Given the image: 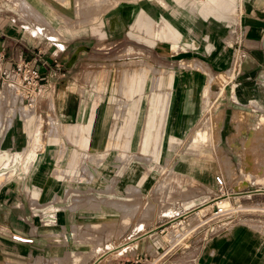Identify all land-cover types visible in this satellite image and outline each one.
<instances>
[{
  "label": "rangeland",
  "instance_id": "obj_1",
  "mask_svg": "<svg viewBox=\"0 0 264 264\" xmlns=\"http://www.w3.org/2000/svg\"><path fill=\"white\" fill-rule=\"evenodd\" d=\"M152 2L154 1L145 0L140 3L153 7L155 17L162 13L161 16L174 20L178 15L192 13L189 2L184 8H180L174 1L168 0L170 6L176 8L175 12L170 8L165 11ZM263 2L264 0H238L237 10L228 17L229 19L209 18L216 20L228 34L226 43L230 45L229 49L233 57L229 69L233 68L235 73L247 77L246 79L253 86V91L264 88V55L248 59L242 49L240 50L239 41L241 30L244 31L248 18L263 22L262 17L247 16L252 8L262 6ZM123 4H133L138 8L140 6L139 2L136 4L121 2L118 6ZM64 5L71 8L66 2ZM89 9L91 12H83L85 14L81 16V20L86 18L88 21H81L79 14L75 13L70 22H67V26L90 24L97 27L101 22L102 14L106 11L97 13L93 7ZM51 11L53 15H57L56 12ZM20 13L22 12L16 2L0 0V15L15 14L14 19L18 26L28 25L25 19L31 20L29 26H37L35 19H29L23 14L20 16ZM193 16L201 19L194 13ZM56 23L58 24V19ZM37 28L43 33L47 32L49 37L55 36V33L49 30L51 26L48 29L44 26ZM119 36V40L122 39L123 43L92 41V43L71 45L74 48V55L78 58V64L74 68V72L78 75L75 81L71 79L72 83L64 85L66 91H70L72 95L70 106L76 110L69 113V116H58L56 113L57 99L61 102V92L58 93L57 85L54 89H47V93L39 103V109L29 111L23 104L13 106L15 103L12 96L9 90L2 88L3 80L0 78V117L12 119L7 129L17 120L18 129L14 132L19 133L23 139L21 145L14 146L16 148L28 146L24 132L26 117L17 113L25 109L26 113L29 112L34 116L31 130H34L42 120L43 142L49 137H58L57 143L51 147L45 169L40 167L39 183L59 185V192H56L53 199L48 202H43L42 199L32 200L33 205L39 203V208H42L39 211V221L43 211L59 205L60 210L55 212V221L46 226L42 223L40 225L39 222L37 227L43 234L39 242L53 244V250L32 255L31 260L34 264H186L196 255L201 242L208 237L206 230L211 223L218 220L222 221L217 224L226 222L230 220L226 217L230 216L231 218L239 216L264 218V203L244 197L253 188L264 184V125H262L264 113L259 115L258 112L264 110V106L260 100L252 97L247 109L235 104L233 108L237 112L233 111L234 114L231 109L227 110V117L224 116V112L213 115L209 112L210 109H206L205 118L199 126L200 137L195 140L199 143L191 142V130L194 128L184 140L173 135L166 139L164 136L166 117L157 112V119L153 122V132H158L159 137H155L154 146L156 143L162 146L157 165L155 160L150 159L152 153L148 157L139 147L141 131L147 128V117L142 124L140 122L137 124L135 120L140 114V109L145 108L146 99L149 98L147 106L149 107L150 101L155 98L148 95L132 98L124 96L121 91L131 88L146 89V91L161 88L165 91L167 82L165 78L167 79L178 65L179 54L168 50L164 43L149 45L142 40L139 41L140 43H125L130 38L123 34ZM141 38L146 36L142 34ZM139 68L141 78L133 80V71H138ZM126 75L129 79L124 81ZM148 76L151 80H148ZM217 78L219 77L214 78L216 83L224 84L223 80H216ZM234 100L238 104H244L237 98ZM134 101L137 102L135 105L141 106H134ZM212 101V96H208L206 107L209 105L211 108ZM95 106L97 109L92 132L91 144L94 147L92 151L77 143L78 138L74 133L70 132L67 138L63 129L77 125L78 122L87 124ZM127 116L131 118L126 121L124 118L126 119ZM160 116L162 120H158ZM9 129L13 131L14 128ZM220 129L222 133L219 143ZM234 141L236 144L232 145ZM14 146L5 144L0 146V149L8 147L15 149ZM154 146L151 148L152 152L155 151ZM202 148L204 154L195 151ZM42 149L38 153L39 156ZM34 153L36 155V152ZM34 153L31 154L32 159ZM126 154L130 156L124 159ZM21 159L22 154L16 153L11 162L7 163L6 167L10 165L8 169L1 170H8L9 173H0V186L2 185L0 218L4 219L0 224V231L7 233L8 237L14 233L12 223L16 227H24L20 224L23 220L27 224L26 228L31 226L28 221L29 209L27 212L26 209L20 210L15 207L17 204L21 207L25 205L16 201L17 192L14 191L15 184H19L18 181L24 172L20 165ZM131 163L134 166L133 171L129 168ZM24 166L28 168L27 164ZM236 168L241 170V174ZM56 169L62 176L60 180H55L53 177ZM173 169L192 177V182L168 178ZM46 170L48 171L45 175ZM144 174L146 176L140 183ZM216 174L223 175L228 189H220L216 185L214 181ZM8 181L11 182L7 184ZM245 185L248 186L244 188ZM10 186L13 188L3 193L2 189ZM221 191H229L233 195L229 199V196L221 194ZM31 195L40 198L47 196L48 193L33 191ZM257 199L264 200V195ZM213 203L226 207L231 205L228 208L231 210L215 218L210 207ZM134 241L139 242L134 244ZM136 259L138 262H134ZM8 262L13 261L8 260Z\"/></svg>",
  "mask_w": 264,
  "mask_h": 264
},
{
  "label": "crops",
  "instance_id": "obj_2",
  "mask_svg": "<svg viewBox=\"0 0 264 264\" xmlns=\"http://www.w3.org/2000/svg\"><path fill=\"white\" fill-rule=\"evenodd\" d=\"M12 1L16 2L17 7L21 10L22 13H20V16L26 15L29 19H35L37 21V26H29L32 22L27 19L24 21L28 25L24 26L20 24V26H18L19 24L14 19L15 14H1L0 52L5 55L6 64L12 65L20 60L29 61L30 64L35 65V67L44 74H47L50 70H54V61H59L60 67L57 68L56 75L49 79L50 89H54L57 85L58 93L61 92V102L57 99L56 105V113L58 116H69V113L76 111L75 108L70 106L72 104L70 96L72 95H70V91H66V87H64V85L72 83L70 81L71 79L75 81L78 75L77 72H74V68L78 64V58L74 55L75 53H73L74 48L71 46L72 44L92 43V41L93 43H123L122 39L119 40V34H123L126 35L127 38H130V40L125 43H140L139 41L141 40L149 45L164 43L166 44L165 46L168 47V50L179 54L177 60L178 65L175 67V70L169 74L167 79L165 78V80H167L165 91L161 88L155 90L148 89L147 91L146 89L131 88L121 91L124 96H131L132 98L146 95L155 98V100L152 99L150 101V108L147 107L149 98L146 99L145 108L140 109V114L135 120L137 124L139 122L142 124L147 117V128L141 131L139 147L140 151L148 157L150 156L149 154L152 153L150 159L155 160L157 165L159 164L162 148V146L157 143L154 146L155 137H159L158 132H153V122L157 119V112L164 114V117H166L164 118L166 120L164 135L166 139L170 135H173L184 140L189 131L194 128L191 130V142L199 143L195 140L200 137L198 133L200 129L199 126L205 118L206 109H210L209 112L213 113V115H219L224 112V116L227 117V110L230 111L231 109L232 113L237 112L234 111L233 108L235 104L247 109L249 107L248 102L252 97L259 99L264 106V88L255 89L253 91V86L248 82V79H246L247 77H243L241 73H235L233 68L229 69L233 57L231 49H229L230 45L226 43L228 34L224 32V28L216 21L229 19L228 17H231L230 15L237 10L238 0H172L180 8H184L186 4H188L187 2H189L190 11L192 12L185 15H178L174 20L161 16L162 13L155 17V10L153 7L141 5L140 2L145 0H110V2L109 0ZM153 1L152 3H155L165 11L169 10V8L172 12L176 11L175 7L170 6L168 0ZM65 2L71 5L70 9L64 5ZM121 2L135 4L139 2L140 6L139 8L133 4L118 6ZM90 7H93L97 13L106 11L102 14L101 22L97 27L94 25L91 26L90 24L73 27L67 26V22H70L75 13L79 14V19L81 20V16L87 12H91V9H89ZM110 9L113 10L109 11ZM51 10L56 12L57 15H53ZM249 10H247V12ZM193 13L199 15L201 19L194 17ZM159 16L160 19H158ZM247 16L263 18V22H257L248 18V21L245 22L244 31L241 30L242 35L239 41L240 50L242 49L241 51L244 53L245 57L249 59L254 56L264 55V2L260 7L252 8ZM209 18L216 20H210ZM56 19H58V24L56 23ZM84 20L88 21L86 18ZM84 20L81 21L84 22ZM40 26H44L46 29L51 26L49 30L55 33V36L49 37L47 32L44 31L43 33L37 28H40ZM142 34L145 35L146 38H141ZM41 43L43 45H40ZM49 44L50 48L48 49ZM172 49L177 51H173ZM220 71H226L227 73H219ZM215 76L219 77L216 80H223L224 84L221 85L216 83L217 81L214 79ZM140 78L141 72L139 68L138 71H133L132 79L137 80ZM128 79L129 76L126 75L124 81ZM148 80H151V77H149ZM208 96H212L213 104L211 108H209V105L206 107V99ZM235 98H237L240 103L244 104H238L234 100ZM136 103L137 102L134 101L133 105L138 107L139 105H135ZM15 105L16 104L13 106ZM96 109L97 106L94 107L93 112L90 114L87 124L78 122L77 125L63 129L67 138L70 132L71 134L74 133L78 138L77 143L83 148H88L92 151L94 150L91 142L93 127L96 120ZM25 110L17 112L18 115L26 117L24 132L28 139V146L22 148H16L18 147L17 145H21L23 142L21 135L14 132L15 129H18L16 126L17 120L14 124L10 125V127L14 128L11 132L9 129L10 127L7 129V126L11 123L12 119L9 120V118L5 116L0 117V146H5V144L16 146H14L15 149H11V147L0 149V173L8 174V170H1L8 169L5 166L16 153L20 152L22 154L20 165L24 172L19 179L20 181H18L19 184H15L16 187L14 191L17 192L16 201L25 205L21 207V205L19 206V204H17L15 207L20 210L26 209L27 212L29 209L28 221L31 226L30 228H26L27 224H25L23 220H21L20 224L24 227H16L12 222L11 223L14 228L13 234L31 237L33 238V243L26 244L14 241L11 236L8 237L9 235L7 233L0 231V264H34L33 260H31L32 255H38L53 250V244H44V241L42 243L39 242L43 234L38 231L37 227L40 221L36 213L41 211L42 208H39V203L37 204L38 206L36 204L33 205L34 202H32V200L38 201L42 199L43 202H48L53 199L56 192H59V185H48L46 182L39 183L40 167L45 169V162L49 158L51 147L57 143L58 137H49L43 142L41 138L42 120L38 122L34 130H31L34 116L30 115L29 112L26 113ZM11 111L13 110L11 109ZM258 112H260L259 115H261L264 113V110ZM241 113L243 112L241 111ZM259 115H257V117ZM129 118L131 117L127 116L124 120L127 121ZM162 119L161 116L158 118V120ZM123 130L124 128L122 131ZM135 132L136 130L134 133ZM221 133L222 129L219 130V143L221 141ZM232 134L234 135L233 131ZM233 138L236 137L233 136ZM158 142H160V140H158ZM233 144H236V141L232 142V145ZM153 146L155 147L154 152L151 151ZM41 148L43 149L39 156L38 153ZM195 151H197L198 154H204L202 152L203 148ZM34 152H36L34 159H30L29 155ZM128 156L130 155L126 154L124 159ZM229 158L233 161L231 156ZM24 164H27L28 168H25ZM233 165L236 166L234 163ZM129 168L131 171L134 170L132 163ZM236 170L241 174L239 168H236ZM47 171L48 170H46L45 175ZM145 176L146 174L143 175L140 183ZM53 177L55 180H60L62 176L56 169L54 170ZM170 177L179 179L182 182H192L193 180L192 177L174 169L168 178ZM10 182L11 181H8L6 183L9 184ZM260 185L262 186L253 188L249 194L244 197L253 199V201H260L259 203H264V200L257 199L264 195V184ZM247 186L248 185H245L244 188ZM0 187H2V185ZM131 187L136 188L135 186ZM11 188L13 187L10 186L7 189L4 187V189H2L3 193L10 191ZM33 191H46L48 195L36 198L31 195ZM57 205L49 207V210L53 207L59 208V205ZM1 206L2 204H0V208ZM13 217L16 218V216ZM228 219L230 220L223 222L222 229L208 236L201 242L197 248L196 255L193 256L190 261L188 260L186 264H264V218L261 216H239L234 218L230 217ZM3 221L4 219L0 218V224ZM135 235L138 236L139 234L135 233ZM138 242L139 241H134V244ZM91 259L88 261L90 262ZM8 260H12L13 262L7 263Z\"/></svg>",
  "mask_w": 264,
  "mask_h": 264
},
{
  "label": "built area",
  "instance_id": "obj_3",
  "mask_svg": "<svg viewBox=\"0 0 264 264\" xmlns=\"http://www.w3.org/2000/svg\"><path fill=\"white\" fill-rule=\"evenodd\" d=\"M5 62V55L4 53L0 52V78L3 80L2 88L5 87L6 90H9V93L16 105L23 104L29 111L37 108L39 109V103L41 99L44 98V94H46L47 89L50 88L49 79L56 75V70L60 67L59 61H54V70H50L47 74L42 73L35 67V65L30 64L29 61L20 60L12 65L6 64ZM214 181L220 189L227 188L228 184L223 175L216 174L214 176ZM220 193L227 194L229 199L230 196L233 195L229 193V191H221ZM210 207L212 208V215L215 218L224 215V213L231 210H228L231 205L226 207L217 203H213ZM55 212H57V210L52 211L47 209V211H43L42 216H40V223H42L44 226L53 223L55 221ZM36 214L39 218V212ZM220 221L222 220H218L215 223L210 224L211 226H209L206 230L208 232V236L222 229L223 223L217 224ZM11 238L12 240L21 243H33V238L20 234H12ZM134 262H138V260L136 259Z\"/></svg>",
  "mask_w": 264,
  "mask_h": 264
},
{
  "label": "bare ground",
  "instance_id": "obj_4",
  "mask_svg": "<svg viewBox=\"0 0 264 264\" xmlns=\"http://www.w3.org/2000/svg\"><path fill=\"white\" fill-rule=\"evenodd\" d=\"M255 105H256V104H255ZM258 108H260V107H258ZM260 117H261V116H260ZM208 123H209V122H208ZM219 123H220V122H219ZM262 125H264V124H262ZM260 128H261V125H260ZM263 128H264V127H263ZM35 135H36V134H35ZM37 135H38V134H37ZM35 146H36V145H35ZM33 155H35V153H34ZM29 156H30V157H29ZM29 156H28V157H29L30 159H32V158H31V155H29ZM10 162H11V161H10ZM8 166H10V165H8ZM8 166H7V167H8ZM5 167H6V166H5ZM1 174H2V173H1ZM51 210H52V211L57 210V212H59V211H58V207H57V208L53 207Z\"/></svg>",
  "mask_w": 264,
  "mask_h": 264
}]
</instances>
